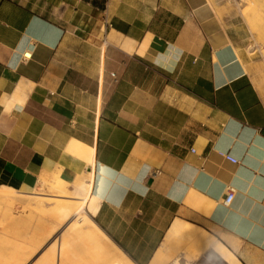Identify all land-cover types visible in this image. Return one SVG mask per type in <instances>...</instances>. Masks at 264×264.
I'll use <instances>...</instances> for the list:
<instances>
[{
	"label": "crops",
	"instance_id": "1",
	"mask_svg": "<svg viewBox=\"0 0 264 264\" xmlns=\"http://www.w3.org/2000/svg\"><path fill=\"white\" fill-rule=\"evenodd\" d=\"M56 1L0 0V186L86 178L97 224L137 264L176 221L263 261L264 0ZM95 12L98 44L72 22Z\"/></svg>",
	"mask_w": 264,
	"mask_h": 264
},
{
	"label": "bare ground",
	"instance_id": "2",
	"mask_svg": "<svg viewBox=\"0 0 264 264\" xmlns=\"http://www.w3.org/2000/svg\"><path fill=\"white\" fill-rule=\"evenodd\" d=\"M51 1L57 2L56 0ZM237 4L244 11L249 2L248 0H237ZM72 22L79 29L87 32L90 42L101 43L104 32L102 13L95 12L91 16L78 13ZM114 60L118 62L115 55L110 52L106 67L111 66ZM68 154L90 162L87 149H82V147L71 145ZM44 178L41 179L43 183L45 182ZM52 181L54 182L53 187L59 189V195L30 194L9 186H0V209L6 207L8 210H13L16 202H19L24 209H28L30 212L38 211L44 217L46 215L52 217L48 225L45 221L41 227V230L46 233L42 243L49 240L48 242L51 244L40 255L36 263L66 264L73 261L72 264H137L97 224L95 220L98 210L96 200L94 199L88 208L84 206L90 195V182L86 178L81 176L73 178V196L69 199L66 197L69 191L62 190L65 185L64 176L60 172H54ZM64 198L66 199L64 200ZM49 205H51L50 208ZM64 225H68V227L61 231ZM71 229L75 235L69 239L67 234ZM40 236L27 245L40 242ZM82 245L85 253L91 258L90 261L87 258L84 260L80 258L79 250ZM178 246L181 247L182 252L173 259L172 264H193L209 250H212L213 257L218 258L223 264H244L228 246L217 240L205 229L180 221H176L172 225L150 264H165L167 262L165 257L168 254L169 256L172 255V250ZM19 256L20 254L17 259L20 258ZM25 261L22 259L14 264H24Z\"/></svg>",
	"mask_w": 264,
	"mask_h": 264
},
{
	"label": "rangeland",
	"instance_id": "3",
	"mask_svg": "<svg viewBox=\"0 0 264 264\" xmlns=\"http://www.w3.org/2000/svg\"><path fill=\"white\" fill-rule=\"evenodd\" d=\"M233 3L237 4V0H232ZM238 5V4H237ZM62 174V172H60ZM45 182L39 190L30 191L26 193H37L44 196L48 195H59V189H55L53 186V174L48 178H44ZM64 187L62 190L69 191L67 199L73 196L72 194V181H67L64 179ZM23 192V191H21ZM58 198L57 196H53ZM55 198V199H56ZM66 198H64L65 200ZM89 199H87L84 203V206L88 208L90 205ZM53 205V204H52ZM49 208L51 205L48 206ZM52 220L51 216H45L38 211L30 212L28 209H24L23 205L19 202H16L13 210H8V208L3 207L0 209V264H14L20 262L22 259L26 260L24 264H32L34 261L40 258L51 244L47 240L45 243H42L44 233L41 230V227L44 225L45 221L46 225ZM68 225H64L61 231H64ZM41 235V236H40ZM75 235V232L69 230L67 234V238L72 239ZM40 236L41 241L35 242L33 245H27L32 243L35 238ZM42 245V246H41ZM44 246V247H43ZM43 247V248H40ZM83 245L80 247V258L84 260L87 258L88 261L91 260L88 254L85 253L83 249ZM181 247H176L172 250V255L169 254L165 257L167 262L165 264H172L173 259L181 253ZM20 254V258L17 259V256ZM213 251L209 250L206 254L199 257L193 264H223L220 262L218 258L213 257ZM236 256V255H235ZM237 257V256H236ZM17 259V260H16ZM73 262V261H72ZM72 262H67L66 264H72ZM36 264H39L37 262ZM256 264V263H255ZM258 264H264V260L259 262Z\"/></svg>",
	"mask_w": 264,
	"mask_h": 264
},
{
	"label": "built area",
	"instance_id": "4",
	"mask_svg": "<svg viewBox=\"0 0 264 264\" xmlns=\"http://www.w3.org/2000/svg\"><path fill=\"white\" fill-rule=\"evenodd\" d=\"M31 58H32V53H30V52H26L23 55L24 60H30ZM192 151L194 152V150H192ZM217 153L220 156H222L223 158H225L226 160L232 162L233 164H240L241 163L238 159L234 158L233 156H231L227 153L220 152V151H218ZM235 195H236L235 188L229 185L226 189V197L223 200L224 204H226L227 206L231 205V203L233 202V200L235 198Z\"/></svg>",
	"mask_w": 264,
	"mask_h": 264
}]
</instances>
